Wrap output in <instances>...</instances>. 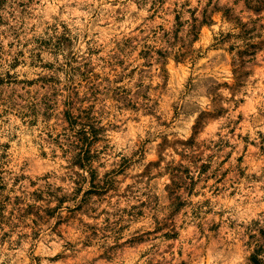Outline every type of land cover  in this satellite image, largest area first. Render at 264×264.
<instances>
[{"label": "rangeland", "instance_id": "obj_1", "mask_svg": "<svg viewBox=\"0 0 264 264\" xmlns=\"http://www.w3.org/2000/svg\"><path fill=\"white\" fill-rule=\"evenodd\" d=\"M34 2L38 4L39 0ZM168 3L169 0H160L161 8ZM32 5L33 0H27V3L25 0H20V3L12 0L11 4L9 0H0V31L8 29L13 35V40L6 45L0 42V51L4 53L0 55V61L8 63L9 68L18 70L17 72L4 71L3 75H0V96L7 93L11 97L19 93L20 101H25L27 96H30L31 101L23 105L27 109L25 117L30 115L35 117L29 120V126L37 129V134H39L38 126L42 128L55 126V135L52 132H45V137L59 141L60 137L64 136L69 143L67 149L61 151L57 143L49 144L45 140L43 151H41L34 143L22 141L17 149L20 169L15 177H10L12 187H9V180L5 179L7 170L0 166V223L8 224L14 220L15 227L22 229L25 235H31L29 225H37L39 230L35 231L31 238L41 245L43 242L40 237L49 231L56 233L61 240L66 235L71 236L72 239L67 244L60 243L49 257L54 264H94L97 260L103 261V264H162L161 257L167 258L169 249L177 256L184 255L187 244L182 247L181 240L187 239L192 231V226L186 220L189 212L195 215V212L188 207L192 201L188 199L181 201L179 196L170 201L172 205L170 215L175 225L174 229L169 230L167 225L161 228L159 224L146 226L150 219H155L151 215L153 197L147 192H140L138 185L146 178L145 173L149 171L148 168L138 169V166L134 168L129 162L130 157L120 156V153L113 156L109 151L113 145L102 143L105 134L110 136L116 144H127L128 140H131L135 144L133 155L142 156L145 159L152 157L148 159L149 164L157 161L158 157L155 153L146 151L148 147L146 143H136L143 133L144 124L152 118L151 114L144 116L143 109H140L141 116L133 117L140 101H147L150 97L157 96L154 89H157L160 78L155 75L156 72H164L167 84L174 88L183 87L185 81H190L193 75V65L190 61L185 63L187 59L185 54L181 53L176 57L168 54L170 46L168 37L170 34L178 36L183 27L181 14L175 7L172 8L170 16L165 11L163 16L173 21L169 26L164 22V18L157 14L160 12V9H157V12L147 17L149 22L159 21L156 27L150 30L151 34L140 35L137 33L140 23L133 22L130 27L132 33H137L135 36L129 33L121 35V26L127 23V15L118 14L114 17L109 15L108 19L98 26L96 32L98 46L95 49H88L85 45L91 61L78 65L77 58L69 52L71 59L65 60L63 65H58L55 63V58L61 54V49L70 45L72 41V37L68 35L71 29L66 23L60 24L54 39L51 36L44 39L39 35H32L28 42H21L22 47L17 48L18 38L23 33L15 27V23H19L20 28L24 27L31 17L29 9ZM208 6L214 9L211 15L207 11ZM153 7L155 8L156 5L154 4ZM248 7L254 12L262 10L259 5L250 3ZM120 11L116 9L117 13ZM197 11L198 9H189L194 19ZM202 15L201 27L196 32L194 40L207 47L209 56H200V73L212 71L210 67H206L209 58L223 51L227 57H231L232 52H236L239 68L242 69L239 72L240 76L244 78L257 76L260 70L261 54L264 53V40L254 41L251 33L255 32V28L249 29L246 22L233 15L230 7L213 5L212 0H209V5L205 6ZM231 21H235L240 27L241 31L236 34V38L244 40V47L239 50L235 44L228 45L226 49L214 47L213 42L217 38L212 37L211 32H206L205 29L221 22ZM157 29L162 35H158ZM32 30H36L35 24L32 25ZM232 36L233 33L228 32L220 42L223 43ZM29 43L34 45L35 51L29 48ZM113 49L119 54L118 57L109 63H104ZM161 60L166 62V66L161 64ZM253 60L256 61L255 68L248 66ZM113 64L115 70L112 68ZM98 65L102 66L98 67ZM2 68L3 63H0V69ZM122 68L124 71L121 73ZM228 68L235 77L237 75L236 59H230ZM149 73H152L151 77ZM149 78L151 85L146 92L140 93L138 88L148 84ZM93 80L113 82L112 95L115 98L106 103L120 105L113 110L120 113L121 118L127 117L125 121L127 127L124 132H121L119 122H114L111 126H105L102 122L97 125L95 117L97 105L90 101V97L99 100L101 89L95 83H90ZM125 81H128L132 87H124ZM260 83L257 76L253 84L258 87ZM224 84L227 85L228 81ZM24 87L27 89V96L24 94ZM85 89H87V95ZM133 95L138 96V101L132 103L129 99L128 105L125 106L122 97L128 98ZM235 98L239 100L236 105L237 120L244 125L248 123L245 113L257 108L259 93L253 95L249 92L237 95ZM156 103L168 116L165 124H168L172 117L179 118L181 115L179 106H173L176 102L169 95L156 99ZM78 105L81 106L78 107ZM84 126L87 130L90 126L92 127V131L86 134L87 139L83 138ZM238 135L243 136L244 141H247L250 132H240ZM260 136L264 137V133H260ZM160 143H167V137ZM261 143L264 144V140H261ZM245 147L246 151L254 148L255 142ZM12 148V145H7L5 150L0 152V158H3L5 162L8 161V152ZM260 151L264 153V147ZM65 156L71 160V164L68 159H63ZM211 159L212 157H209L208 161ZM60 160H63V166L57 167ZM228 160H233L240 169L246 165L256 167L258 163L254 155L230 153L229 157L221 161L225 165V171L219 179L214 181L217 188L215 192L208 187V184L213 182L214 176L209 174L212 165L208 161L200 164L195 175L191 166H174L170 169L171 185H163L165 196L171 198L174 195V192L182 186L180 178L183 177L188 184L184 190L193 200L196 197L208 196L211 200L226 204L235 203L237 199L242 198L241 193L235 188L224 193L219 191L224 184L231 185L232 180L236 178L234 173L227 170ZM96 161H99L98 167L93 166ZM81 162L83 167L80 166ZM65 168L73 171L65 172L63 171ZM84 170L87 171V176H83ZM61 172L63 175H60ZM205 176H207V181L203 182L205 191L201 193L198 181ZM56 179H59L61 184L54 185L53 182ZM153 179L163 180L164 177L158 175ZM244 179V173L240 171L238 180L241 185ZM22 182L25 184V189L18 190L16 185ZM66 185L72 186L71 194L57 196V193L64 191ZM137 193H140L144 199H138ZM160 200L159 192L155 193L154 202L158 204ZM204 203L207 205L209 200H204ZM115 205L119 207L114 213H110V208ZM211 211L208 209L210 217ZM113 217L118 219L114 220ZM113 223L116 224L117 239L109 243V233L112 232ZM223 227L221 217L217 216L210 230L218 231ZM7 236L8 233L5 232L4 238L6 239ZM150 253L153 255L145 260ZM35 255L39 261L41 255L39 249Z\"/></svg>", "mask_w": 264, "mask_h": 264}, {"label": "clouds", "instance_id": "obj_2", "mask_svg": "<svg viewBox=\"0 0 264 264\" xmlns=\"http://www.w3.org/2000/svg\"><path fill=\"white\" fill-rule=\"evenodd\" d=\"M25 2L27 3V0ZM11 3L12 0H9V4ZM16 3H20V0H16ZM249 3L259 5L262 10L254 12L248 7ZM154 4L156 5L155 8L153 7ZM212 4L230 7L233 15L246 22L249 29L255 28V32L251 33L254 41L264 40V0H212ZM206 5H209V0H169V3L163 8H161L160 0H39L38 4L33 0V5L29 9L31 17L24 24V27L20 28L19 23H15V27L23 33L18 38L17 48L22 47L21 42H28L32 35H39L44 39L51 36L54 39L55 35L58 34L60 24L66 23L71 29L68 35L72 37V41L70 45L61 49V54L55 58V63L63 65L65 60L71 59L68 55L71 52L72 56L77 58V64L83 65L85 61H91V56L85 45L88 49H95L98 46L96 36L98 26L102 21L107 20L109 15L113 17L118 14L127 15V23L121 26V35L125 33L134 36L137 33L150 35V30L155 28L159 21L149 22L147 17L160 9L157 14L161 15L164 22L171 26L173 21L164 17L163 14L166 11L170 16L172 8L175 7L181 14L180 19L183 22V27L178 36L170 34L168 37L170 45L168 54L171 57L179 56L181 53L185 54L187 56L185 63L190 61L193 65V75L190 81H185L183 87L174 88L167 84L164 72H156L155 75L160 78L157 89H154L157 96L150 97L147 101H140L133 117L141 116L140 109H143L144 116L151 114L152 118L144 124L143 133L136 143H146L148 145L146 151L155 153L158 157L157 161L154 164H149L148 159L152 157L145 159L142 156L133 155L135 144L131 140H128L127 144H116L110 136L105 134L102 143L113 145L109 149L113 156L120 153V156L127 155L130 157L129 162L134 168L137 166L138 169L148 168L149 171L145 173L146 178L138 185L140 192H147L153 197L151 215L155 219H150L146 226L159 224L161 228L167 225L169 230L174 229L175 225L170 215L172 212L170 201L175 200L176 196H179L181 201L185 199L192 201L188 207L195 212V215L189 212L186 217L188 224L192 226V231L187 239L181 240L182 247L187 244V247L184 248V255L177 256L169 249L167 258L161 257L162 264H182V262L183 264H254L253 256L255 257V264H264V153L260 151L264 147V144L261 143L264 137L260 136V133H264V53L261 54L260 70L257 72L261 81L258 87L253 84L257 76L244 78L239 75L242 69L239 68L236 52H232L231 57H227L223 51L215 53L213 57L209 58L206 65L212 71L201 74L199 58L200 56L208 57L209 53L207 47L195 42L194 37L201 27L202 13ZM116 9H120V13H117ZM189 9H198L195 19ZM207 11L211 15L214 9L212 6H208ZM133 22L140 23L137 33L131 32L130 25ZM33 24L36 25L35 31L32 30ZM209 24H211V20H209ZM205 31H210L211 36L217 38L213 42L214 47L226 49L228 45L232 44H235L238 50L244 47V40L236 38V34L241 29L235 21L221 22L212 25ZM45 32H47V36H45ZM228 32L233 33L232 38L221 43L220 41ZM157 33L162 35L159 29H157ZM12 40L13 35L8 29L0 31V42L6 45ZM29 48L35 51L32 43H29ZM0 55H4V53L0 51ZM118 55L113 49L105 58L104 63H109ZM230 59H236L237 75L235 77L228 68ZM0 63H3L0 75H3L4 71H18L9 68L8 63L3 61ZM161 64L166 66L164 60H161ZM248 66L255 68L256 61H251ZM112 68L115 70L114 64ZM65 70L67 69L65 68ZM123 71L122 68L121 73ZM151 75L152 73H149V77ZM61 79L63 80V77ZM225 81H228L227 85L224 84ZM90 83H95L101 89L99 100L90 97V101L97 105L95 112L97 125L102 122L105 126H111L114 122H119L121 132H124L127 127L125 122L127 117L121 118V114L113 110L114 107L120 105L106 103V101L115 98L112 95L113 82L93 80ZM150 85L151 79L149 78L148 84L139 87L138 91L144 93ZM124 87L131 88L132 85L125 81ZM249 92L253 95L259 93V103L256 109L245 113L248 123L241 125L237 120L236 108L239 100L235 97ZM24 94L27 96L26 87H24ZM85 94L87 95V89H85ZM164 95H169L172 100H175L176 103L173 106L178 105L181 114L179 118L172 117L168 124H165V121L168 120L167 114L156 103V99ZM31 99L30 96H27L25 101H20L19 93L11 97L7 93L0 96V152H3L7 145L13 146L8 152L7 162L0 158V166L7 170L5 179L9 180V187H12L10 177H15L20 169L17 149L22 141H27L29 144L34 143L41 151H43L45 140L49 144L57 143L61 151L68 147L69 142L64 136H61L59 141L45 137V132H52L55 135V126L48 128L38 126L39 134H37V129L29 126V120L35 117L31 115L25 117L27 109L23 105L30 102ZM122 99H124V105L127 106L129 99L132 103H136L138 96L122 97ZM169 102L171 103V100ZM80 106L78 105V107ZM240 132H250L247 141H244L243 136L238 135ZM165 137H167V143L161 144L160 141ZM125 138L127 139L126 134ZM230 141L231 143H229ZM253 142H255V147L246 151L245 146L252 145ZM230 153L254 155L258 162L256 167L246 165L240 169L233 160L227 161V170L234 173L236 178L232 180L231 185L226 183L219 191L224 193L235 188L242 197L237 199L235 203L226 204L218 200H211L208 196L196 197L193 200L192 197H188V193L184 190L188 184L183 177L180 178L182 186L174 192V195L171 198L165 196L163 185H171L172 181L169 180V176L172 175L170 171L172 167L177 165L191 166L193 175H195L200 164L208 161L209 157H212L208 161L212 165L209 174H214V176L213 182L208 184V187L215 192L217 188L214 181L219 179L225 171V165L221 161L229 157ZM63 159H68L69 164H71L68 157L65 156ZM62 166L63 160H60L57 167ZM93 166L98 167L99 161H96ZM63 171L73 170L65 168ZM240 171H243L245 177L242 185L238 180ZM82 174L87 176V171L84 170ZM60 175H63V172ZM158 175L163 176L164 179H153ZM204 181H207V176L198 181L201 193L205 191ZM53 183L59 185L61 181L56 179ZM16 188L24 190V182L16 185ZM71 191L72 186L66 185L64 191L57 193V196H63L65 193L71 194ZM157 192L161 196L158 204L154 202V194ZM137 198L144 199L140 193H137ZM204 200H209V203L206 205ZM118 207L119 205H115L110 208V213H114ZM208 209L212 210L211 217ZM217 216L221 217V224L224 227L222 230L212 231L210 229ZM113 219L116 220L118 217H113ZM111 228L109 243L111 240L117 239L116 224L113 223ZM29 230L31 235H34L35 231L39 229L37 225H29ZM5 232L8 233L6 239L4 238ZM31 235H25L22 229L16 228L14 220L8 224L0 223V264H54L53 261L49 260L53 251L59 247L60 243L67 244L72 239L71 236L66 235L61 240L60 236L49 231L40 237L43 242L41 245L37 240L32 239ZM100 243H105V241H100ZM38 249L41 254L39 261L35 255ZM152 255L150 253L149 256L145 257V260H148ZM94 264H103V261L97 260Z\"/></svg>", "mask_w": 264, "mask_h": 264}, {"label": "trees", "instance_id": "obj_3", "mask_svg": "<svg viewBox=\"0 0 264 264\" xmlns=\"http://www.w3.org/2000/svg\"><path fill=\"white\" fill-rule=\"evenodd\" d=\"M82 131H83V133L85 134L83 138H84V139H87L88 136H87L86 134L92 131V127L90 126V127H89V130H87V129L85 128V126H84L83 129H82ZM78 156H79V153H78ZM80 166H82V167L84 166V165H83V162L80 163ZM252 259H253L254 264H255V257L253 256Z\"/></svg>", "mask_w": 264, "mask_h": 264}]
</instances>
